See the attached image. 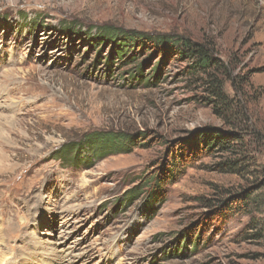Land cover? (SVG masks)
I'll return each instance as SVG.
<instances>
[{
    "label": "rangeland",
    "instance_id": "rangeland-1",
    "mask_svg": "<svg viewBox=\"0 0 264 264\" xmlns=\"http://www.w3.org/2000/svg\"><path fill=\"white\" fill-rule=\"evenodd\" d=\"M104 25L213 47L233 102L165 46L115 51ZM0 102V263L264 264V0H0ZM93 131L139 138L54 158ZM204 132L238 157L176 159Z\"/></svg>",
    "mask_w": 264,
    "mask_h": 264
},
{
    "label": "trees",
    "instance_id": "trees-1",
    "mask_svg": "<svg viewBox=\"0 0 264 264\" xmlns=\"http://www.w3.org/2000/svg\"><path fill=\"white\" fill-rule=\"evenodd\" d=\"M96 36H98L101 42H107L111 45L114 44L116 48L115 51L121 53L129 52L131 48L137 47L138 45L143 47L146 42H151L157 47L165 46V50L175 53V56H180L184 60L190 61L191 64L188 66L190 71L207 78L212 97L217 99L222 106H226L227 103L233 102V99H230L225 93V79L223 78L224 74H226V70L220 62L214 58L213 54L215 51L213 47L194 43L183 37L162 36L161 38H154L140 32H123L119 28L105 25L96 28ZM218 68H221L222 71H217ZM215 72L217 74L221 72V79L217 78ZM231 88L235 90L234 87L231 86ZM215 134L216 133L209 134L204 132L195 135L193 137L196 141L194 149L185 151L184 153L181 152L179 157L176 156V159L189 162L194 160L199 154L207 152V150L211 151L214 148H219L221 150L220 152L228 156L238 157V146H240L239 138L235 135H228L230 141H227L225 138H219V134ZM138 138L137 134H129L122 131H93L82 136L78 143H70L66 146L63 145L60 149L55 151L54 158L66 159L72 156L75 161L78 158L81 147L84 145L88 148L92 159L96 160L103 159L109 155L127 154L136 146ZM236 161L233 163L231 162V164L229 161L224 163L225 165L219 167L221 172L238 174L239 164L235 163ZM81 162L82 161L79 163L73 162L71 165H78ZM83 162L87 163L86 159ZM133 193H135L134 190L129 194Z\"/></svg>",
    "mask_w": 264,
    "mask_h": 264
},
{
    "label": "bare ground",
    "instance_id": "bare-ground-1",
    "mask_svg": "<svg viewBox=\"0 0 264 264\" xmlns=\"http://www.w3.org/2000/svg\"><path fill=\"white\" fill-rule=\"evenodd\" d=\"M1 103V102H0ZM0 125H1V121H0ZM2 126V125H1ZM1 129V128H0ZM0 140H1V134H0ZM0 158H2V156H1V154H0ZM48 234V233H47ZM48 236H49V234H48ZM46 240V239H45ZM2 241V240H1ZM50 241V240H49ZM31 249H33V250H43V247H42V244H38V243H34V244H32V248ZM47 251H49V253H46V254H49V255H51V256H54V250H52V252H51V250H47ZM71 251V250H70ZM1 255V254H0ZM64 257V256H63ZM1 258V260H4V258L2 259V257H0ZM70 258V257H69ZM60 259V258H59ZM64 259V258H63ZM62 261V260H61ZM3 263V261H1V263L0 264H2ZM61 263V262H60ZM4 264V263H3ZM7 264V263H6ZM9 264V263H8ZM67 264H68V262H67Z\"/></svg>",
    "mask_w": 264,
    "mask_h": 264
}]
</instances>
